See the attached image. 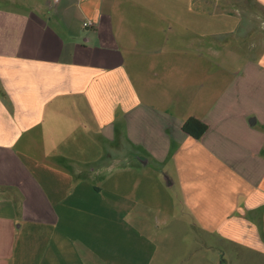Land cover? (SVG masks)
<instances>
[{
  "label": "crops",
  "instance_id": "obj_1",
  "mask_svg": "<svg viewBox=\"0 0 264 264\" xmlns=\"http://www.w3.org/2000/svg\"><path fill=\"white\" fill-rule=\"evenodd\" d=\"M250 2L264 12V0H0V264H221L230 246L264 264V43L253 77L216 100L228 126L214 128V105L189 116L209 127L200 140L177 123V99L212 92L177 74L207 68L196 32L241 6L246 33ZM138 145L152 157L134 159ZM148 166L160 197L180 182L185 223L120 183ZM102 167L124 191L94 182Z\"/></svg>",
  "mask_w": 264,
  "mask_h": 264
},
{
  "label": "rangeland",
  "instance_id": "obj_2",
  "mask_svg": "<svg viewBox=\"0 0 264 264\" xmlns=\"http://www.w3.org/2000/svg\"><path fill=\"white\" fill-rule=\"evenodd\" d=\"M252 3L253 2H250V4L246 5V10L249 13L248 17L253 19L250 22V27L246 33V20L242 16L241 6L231 7L228 13L227 11L219 13L217 10H215L213 13V20L211 24L208 22L206 30L203 31V33L201 31L196 32V37H194L196 44L193 48H200L203 50L202 52L204 59L206 58L205 63L207 64V68L205 69L200 67L202 62L199 61L200 64L198 65V69L186 70L180 68L177 69V74L179 73L180 75L178 77H182L183 79L190 78L189 80L191 85L196 87L199 92H205V88L212 90V92H206L209 95L206 101L200 100L197 102H191L177 99V123L180 120H187L191 115L202 116L205 112V107L208 108L211 105H214L215 109L212 111V119L215 120L214 128L228 126L227 119L225 120L221 118V121H216L214 113H220V109L215 106L216 100L220 97L222 91L225 90L228 92L232 87L237 89V87H239L242 83L240 82L241 79H246L248 76L253 77L252 73L247 70L251 64L257 62L255 57L257 54L259 55L258 52L260 51V46L258 44L260 41L264 43V12L252 5ZM222 14H224V17L220 18V15ZM184 43L185 41L182 42V44ZM188 44L189 43H187V45ZM187 45H183L182 47ZM193 61L191 60V64H193ZM235 92L237 93L236 90ZM252 104L253 101L249 100V96H245V102H240L238 107H236V114H238V111L240 114V110L242 111L245 105L247 107ZM261 128H263V126L260 123L254 127L256 131H259ZM175 145H184V143L183 141H179L177 138V144L171 143V150L169 153H174V148H176ZM135 147L136 151L133 152L137 155L135 154L132 156L134 159L139 158L140 156L152 157V155L148 154L146 149H144L141 145ZM126 152L127 149L126 151L121 150L119 151V155L124 156ZM130 152L131 150H128V153L131 155ZM88 153L89 151H87V154ZM95 154V158H98L97 150ZM171 164L172 161L169 160L165 166V169L175 176L177 174V169L174 170ZM105 168L106 167H102L101 179H95V183L102 185L104 188H112L118 191H124V188L120 187L119 184L121 183L124 185V183L129 184L130 182L134 186L133 189H130V191L133 193L135 198H139L147 202L149 205L151 204L153 206L162 207L165 210H168V212L175 210L176 213L180 214V218L182 219L183 223H185L187 220L186 217L188 218L190 215L188 210L185 212V196L180 189L181 184L179 181H177L175 186L167 188L171 195L170 198L168 195L160 197L153 182L150 183V180L146 181V179L150 177L151 169H153L152 166H148L146 170H144L142 174L144 177L143 181L139 180L138 176L136 175L138 173L136 172L134 174H130V177L128 176L129 178H127V176H120L124 174L119 173L118 176L121 182H118L117 184L116 181H104L107 176L104 173ZM127 180L129 181L126 182ZM152 190H154V192ZM172 224L173 222L167 226V230H174ZM175 234H177V230L175 231ZM207 252L208 254L210 253L209 251ZM224 252L225 254H222L224 257H221V264H259L258 262H255L254 257L248 258L250 254L244 253L242 251L238 253V251H236L232 246L228 248L225 247Z\"/></svg>",
  "mask_w": 264,
  "mask_h": 264
},
{
  "label": "trees",
  "instance_id": "obj_3",
  "mask_svg": "<svg viewBox=\"0 0 264 264\" xmlns=\"http://www.w3.org/2000/svg\"><path fill=\"white\" fill-rule=\"evenodd\" d=\"M209 127L197 118H189L183 124L182 130L185 134L196 140H200L208 131Z\"/></svg>",
  "mask_w": 264,
  "mask_h": 264
},
{
  "label": "built area",
  "instance_id": "obj_4",
  "mask_svg": "<svg viewBox=\"0 0 264 264\" xmlns=\"http://www.w3.org/2000/svg\"><path fill=\"white\" fill-rule=\"evenodd\" d=\"M58 0H55V2H57ZM84 26L85 27H92V26H95V24L92 22V21H87L84 23Z\"/></svg>",
  "mask_w": 264,
  "mask_h": 264
},
{
  "label": "water",
  "instance_id": "obj_5",
  "mask_svg": "<svg viewBox=\"0 0 264 264\" xmlns=\"http://www.w3.org/2000/svg\"><path fill=\"white\" fill-rule=\"evenodd\" d=\"M253 122L255 123V120H254ZM254 123H253V124H254Z\"/></svg>",
  "mask_w": 264,
  "mask_h": 264
}]
</instances>
